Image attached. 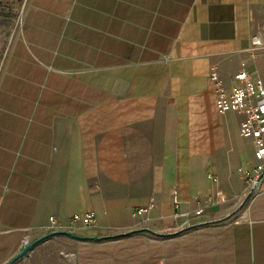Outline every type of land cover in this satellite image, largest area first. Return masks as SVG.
Here are the masks:
<instances>
[{"label":"crops","instance_id":"1","mask_svg":"<svg viewBox=\"0 0 264 264\" xmlns=\"http://www.w3.org/2000/svg\"><path fill=\"white\" fill-rule=\"evenodd\" d=\"M263 26L264 0H27L0 75V264L51 216L69 232L30 251L59 264H264V179L239 202L254 142L210 78L264 80Z\"/></svg>","mask_w":264,"mask_h":264},{"label":"built area","instance_id":"2","mask_svg":"<svg viewBox=\"0 0 264 264\" xmlns=\"http://www.w3.org/2000/svg\"><path fill=\"white\" fill-rule=\"evenodd\" d=\"M262 34H254L251 37L252 48H264V26ZM210 78L216 86V104L220 112L226 113L234 111L243 116L240 122V133L242 136L251 138L255 146V156L258 160L257 165L252 169L242 171L247 182V192L249 194L262 184L264 175L258 181L261 174L264 172V80L253 72L241 68L235 73L233 82L230 87L226 86L220 78L216 69L210 71ZM174 202L178 203L177 190L173 193ZM153 206L150 203L147 206H139L135 208L136 214H145ZM202 208H199L196 213H200ZM52 231H65L68 229L60 225L53 216ZM77 222H81L85 227H94L97 224L96 213L94 210H88L83 214L74 213L71 216L68 227L71 228ZM28 243V239H24L23 246Z\"/></svg>","mask_w":264,"mask_h":264},{"label":"rangeland","instance_id":"3","mask_svg":"<svg viewBox=\"0 0 264 264\" xmlns=\"http://www.w3.org/2000/svg\"><path fill=\"white\" fill-rule=\"evenodd\" d=\"M26 1L27 0H0V75L8 56L11 43L17 33ZM261 191L262 184L255 188L250 194L246 189L239 202L247 203ZM30 250L21 256L16 264H59L61 261L64 262L66 258L57 248L50 247L43 254L38 251L37 255L31 253L32 251ZM28 252L29 254H27ZM60 257L62 260H60Z\"/></svg>","mask_w":264,"mask_h":264},{"label":"water","instance_id":"4","mask_svg":"<svg viewBox=\"0 0 264 264\" xmlns=\"http://www.w3.org/2000/svg\"><path fill=\"white\" fill-rule=\"evenodd\" d=\"M263 175H264V172L261 174L258 181H260L262 179ZM59 232H65V231H50V232L44 234L43 236H40L39 238H37L31 242H28L26 245H24L22 247V249L18 252V254L14 258H12L7 264H13L18 258L23 256L28 250H30L36 243H38L39 241L43 240L44 238H46L50 235H53V234H56Z\"/></svg>","mask_w":264,"mask_h":264}]
</instances>
